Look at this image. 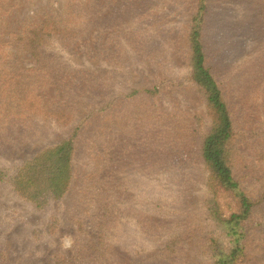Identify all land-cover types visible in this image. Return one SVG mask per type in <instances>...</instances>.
<instances>
[{
	"label": "rangeland",
	"instance_id": "obj_1",
	"mask_svg": "<svg viewBox=\"0 0 264 264\" xmlns=\"http://www.w3.org/2000/svg\"><path fill=\"white\" fill-rule=\"evenodd\" d=\"M5 1L0 73L18 85L9 92L32 91L38 103L2 109L0 100V169L75 136L60 200L38 207L0 182V264H213L206 242L218 231L208 202L225 218L238 208L231 194L207 187L199 153L209 118L189 80L188 37L200 0ZM45 17L67 35L45 45L43 67L26 44ZM199 33L239 129L233 178L257 200L264 0H208ZM153 87V95L125 96ZM251 219L237 264H264L263 217Z\"/></svg>",
	"mask_w": 264,
	"mask_h": 264
},
{
	"label": "trees",
	"instance_id": "obj_2",
	"mask_svg": "<svg viewBox=\"0 0 264 264\" xmlns=\"http://www.w3.org/2000/svg\"><path fill=\"white\" fill-rule=\"evenodd\" d=\"M207 1H199L197 13L191 18L188 37L189 80L197 87L209 118L208 130L202 136L199 153L208 171L207 187L212 190L213 194L218 191L231 194L236 199L238 210L229 218H225L214 200L208 202L207 212L213 221L214 231H218V236L211 237L206 245L213 264H237L244 253L242 242H240L243 239V234L240 232L244 230L243 223L250 222L251 216L254 214L261 215L263 222L258 224V227H260L261 234L264 235V192L257 200H253L245 195L241 190L240 182L233 178L235 141L239 129L236 126L232 107L222 89V83L213 73L211 67L207 65L204 49L200 42V24ZM5 2V0H0V19L5 13L3 8ZM63 31L58 22L45 17L38 30L29 34L26 49L35 64L41 59L44 62L43 51L46 49V44H49L50 41L63 42L65 40L67 34H64ZM5 45L0 41V46L6 47L7 45ZM45 63L43 67H46ZM13 81L14 79H4L0 73L2 109H4L2 105H5V102L11 101L12 103L19 102L22 106L27 105V108H36L38 102L34 92H9L11 87L18 86L14 85ZM141 92H149L153 95L156 93V87L150 91L132 89L125 96L131 97ZM2 100H5L4 103ZM15 118L19 119L18 116L13 117L14 122ZM8 123L10 122L6 113L3 125ZM75 133L76 130L73 135ZM73 137L44 148L21 162L12 164L11 167L1 168L0 182L9 184L20 198L38 207H44L52 201L60 200L67 193L72 177ZM225 239L229 244L227 248L223 246ZM165 258L166 254H163L162 259ZM60 263L63 262L58 264Z\"/></svg>",
	"mask_w": 264,
	"mask_h": 264
}]
</instances>
